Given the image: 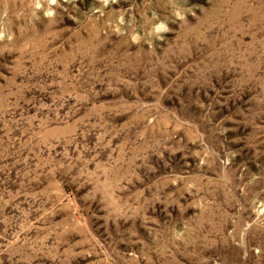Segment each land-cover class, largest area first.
Here are the masks:
<instances>
[{
	"label": "rangeland",
	"instance_id": "374dc122",
	"mask_svg": "<svg viewBox=\"0 0 264 264\" xmlns=\"http://www.w3.org/2000/svg\"><path fill=\"white\" fill-rule=\"evenodd\" d=\"M0 264H264V0H0Z\"/></svg>",
	"mask_w": 264,
	"mask_h": 264
}]
</instances>
